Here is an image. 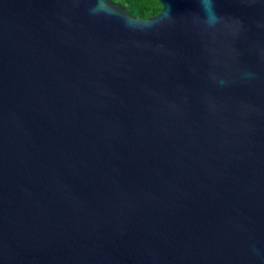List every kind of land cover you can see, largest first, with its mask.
Listing matches in <instances>:
<instances>
[{"label": "water", "instance_id": "1", "mask_svg": "<svg viewBox=\"0 0 264 264\" xmlns=\"http://www.w3.org/2000/svg\"><path fill=\"white\" fill-rule=\"evenodd\" d=\"M157 1L0 0V264H264V0Z\"/></svg>", "mask_w": 264, "mask_h": 264}, {"label": "trees", "instance_id": "2", "mask_svg": "<svg viewBox=\"0 0 264 264\" xmlns=\"http://www.w3.org/2000/svg\"><path fill=\"white\" fill-rule=\"evenodd\" d=\"M110 2L120 6L133 18L147 19L161 10L157 0H110Z\"/></svg>", "mask_w": 264, "mask_h": 264}, {"label": "clouds", "instance_id": "3", "mask_svg": "<svg viewBox=\"0 0 264 264\" xmlns=\"http://www.w3.org/2000/svg\"><path fill=\"white\" fill-rule=\"evenodd\" d=\"M201 6L205 13L208 12L210 8H212V0H201ZM207 17V15H206Z\"/></svg>", "mask_w": 264, "mask_h": 264}]
</instances>
